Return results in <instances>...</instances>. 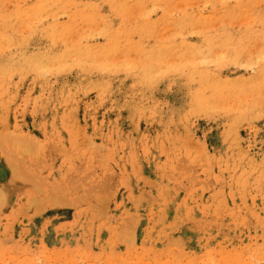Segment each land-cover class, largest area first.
<instances>
[{"label": "rangeland", "instance_id": "374dc122", "mask_svg": "<svg viewBox=\"0 0 264 264\" xmlns=\"http://www.w3.org/2000/svg\"><path fill=\"white\" fill-rule=\"evenodd\" d=\"M0 264H264V0H0Z\"/></svg>", "mask_w": 264, "mask_h": 264}, {"label": "bare ground", "instance_id": "6f19581e", "mask_svg": "<svg viewBox=\"0 0 264 264\" xmlns=\"http://www.w3.org/2000/svg\"><path fill=\"white\" fill-rule=\"evenodd\" d=\"M195 148V147H194ZM178 178V177H177Z\"/></svg>", "mask_w": 264, "mask_h": 264}]
</instances>
